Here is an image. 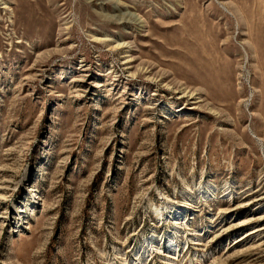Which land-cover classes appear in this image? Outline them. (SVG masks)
<instances>
[{
  "label": "rangeland",
  "instance_id": "rangeland-1",
  "mask_svg": "<svg viewBox=\"0 0 264 264\" xmlns=\"http://www.w3.org/2000/svg\"><path fill=\"white\" fill-rule=\"evenodd\" d=\"M0 264H264V0H0Z\"/></svg>",
  "mask_w": 264,
  "mask_h": 264
},
{
  "label": "bare ground",
  "instance_id": "bare-ground-1",
  "mask_svg": "<svg viewBox=\"0 0 264 264\" xmlns=\"http://www.w3.org/2000/svg\"><path fill=\"white\" fill-rule=\"evenodd\" d=\"M190 97V96H189Z\"/></svg>",
  "mask_w": 264,
  "mask_h": 264
}]
</instances>
